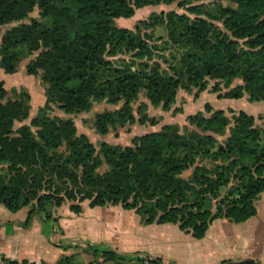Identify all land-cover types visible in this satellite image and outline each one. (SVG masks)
I'll return each instance as SVG.
<instances>
[{"label":"trees","instance_id":"trees-1","mask_svg":"<svg viewBox=\"0 0 264 264\" xmlns=\"http://www.w3.org/2000/svg\"><path fill=\"white\" fill-rule=\"evenodd\" d=\"M203 1L0 0V26L19 23L1 36L0 68L15 74L33 57L25 72L44 87V104L30 125L15 128L29 115L30 95L8 99L0 81V205L12 213L29 208L22 228L35 215L51 219L48 207L65 201L75 215L83 212V202L90 208L120 206L145 225L175 224L195 239L217 218L241 223L255 215L264 192V121L258 126L242 111L229 117L209 110V116L188 118L192 130L164 125L127 146L101 142L96 148L77 134L71 119L48 114L52 105L81 114L94 102L122 103L96 115L95 132L104 136L135 123L156 124L145 103L135 118L140 93L153 107L169 111L180 90L203 92L216 81L212 92L219 99L247 95L250 102L264 101V0L219 5L224 32L208 20ZM175 2L186 13H151L134 29L117 25L138 10ZM35 7L39 19L29 18ZM156 26L166 31L158 39L161 46L153 36ZM169 49L177 50L179 59L166 69L160 51ZM117 56L128 61L114 65L111 58ZM235 80L240 83L232 86ZM84 251L114 264L127 259L98 245L86 244ZM0 264L33 263L2 256ZM57 264L77 263L72 255Z\"/></svg>","mask_w":264,"mask_h":264},{"label":"crops","instance_id":"crops-1","mask_svg":"<svg viewBox=\"0 0 264 264\" xmlns=\"http://www.w3.org/2000/svg\"><path fill=\"white\" fill-rule=\"evenodd\" d=\"M69 206L54 208L49 220L35 215L29 227L22 228L29 208L12 213L0 205V258L57 264L74 255L82 264L77 248L89 244L126 255L121 264H142L143 258L150 264H264V192L255 202L253 217L241 223L217 218L201 239L175 224L145 225L134 211L120 206L87 205L79 215Z\"/></svg>","mask_w":264,"mask_h":264},{"label":"rangeland","instance_id":"rangeland-1","mask_svg":"<svg viewBox=\"0 0 264 264\" xmlns=\"http://www.w3.org/2000/svg\"><path fill=\"white\" fill-rule=\"evenodd\" d=\"M223 6H234L227 0H205L199 5H202L208 11V20L214 25L215 28L224 32L221 11L219 5ZM176 12L178 14L186 13L182 7L179 6L178 2L172 3L170 5L160 4L157 6L146 7L144 9L136 11L135 15L129 19H123L117 21V25L122 28L134 29L135 26L141 20H145L149 17L151 13H161V12ZM40 11L37 7L29 14V18L39 19ZM28 23L29 19L23 21ZM19 23H11L5 26H0V39L3 33L12 27L18 25ZM153 36L155 40L164 39L166 37V31L163 26H156L153 30ZM158 46H161V41H157ZM160 54L165 58V62L160 61L163 68L168 69L177 63L179 59V52L174 49L161 50ZM23 61L20 66V70L15 74H5V72L0 68V81L4 82L5 89L7 91V98L11 99L16 94L22 92H27L30 95V112L27 118L22 123H15V128L19 127L21 124L30 125L31 120L35 117L39 111V108L44 104V87L37 83V81L25 72V66L30 59ZM128 61L127 56H117L111 58V62L114 65H120L121 63ZM240 81L235 80L232 82V86L239 84ZM216 84V81H209L207 88L203 92H198L196 89H191L190 91L180 90L177 94L175 104L171 107L169 111H164L160 107H153L149 101L145 98L144 93H140L138 100L133 104V114L137 119L136 114L137 108L140 104L145 103L147 105V116L154 118L156 120L155 125H139L137 123L125 126L124 128H115L109 130V132L100 136L96 134L94 129V119L97 114L118 110L122 103L118 105H110L106 101L94 102L92 108L89 112L81 114H70L65 113L60 110L57 106H50L48 114L53 117H61L66 119H71L76 127L77 134L85 135L89 141L96 147H99L101 142H107L112 145L127 146L131 143V140L135 136H141L146 133H151L159 131L164 125L175 124L179 127L181 131L184 129L192 130L193 126L189 123L188 118L194 116L198 113H202L204 116H209L208 111L222 110L227 116H231V111L237 113L242 111L247 115H251L254 118L255 124L258 126L262 125L264 121V101L250 102L247 95L240 99H219L217 93L212 92V87ZM223 89V85H221ZM225 90L223 89L222 92ZM209 106V107H206ZM228 108H233L231 110ZM229 129L226 134L229 133ZM191 172H185L182 176L188 178ZM71 202L65 201L63 207L70 205ZM88 202H83L82 206L86 207ZM48 212L52 213L54 207H48ZM68 226H72L69 224ZM78 256L82 261V264H114L110 261H105L104 257L100 255H85L84 248H77ZM77 264H81L80 262Z\"/></svg>","mask_w":264,"mask_h":264},{"label":"built area","instance_id":"built-area-1","mask_svg":"<svg viewBox=\"0 0 264 264\" xmlns=\"http://www.w3.org/2000/svg\"><path fill=\"white\" fill-rule=\"evenodd\" d=\"M142 264H150V261L148 259H146V258H143L142 259ZM244 264H257V263L253 262V263H244Z\"/></svg>","mask_w":264,"mask_h":264}]
</instances>
